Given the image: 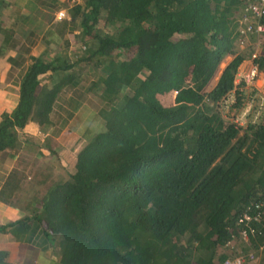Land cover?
Listing matches in <instances>:
<instances>
[{
	"label": "trees",
	"instance_id": "1",
	"mask_svg": "<svg viewBox=\"0 0 264 264\" xmlns=\"http://www.w3.org/2000/svg\"><path fill=\"white\" fill-rule=\"evenodd\" d=\"M249 1L85 0L71 9L84 47L71 60L35 58L18 105L0 120L5 160L30 146L29 122L57 133L76 117L64 176L35 173L22 155L17 171L33 173L38 189L15 202L25 213L13 226L23 240L43 237L45 264H221L241 250L256 254L246 264H264V95L260 118L246 127L219 110L233 94V107L246 102V84L236 79L254 50L235 43ZM251 39L262 42L254 63L264 73V34ZM82 62L90 65L88 90L71 112L53 116L57 94L83 79ZM26 183L10 174L6 200ZM245 211L250 243L224 247L244 227ZM7 257L0 250V264Z\"/></svg>",
	"mask_w": 264,
	"mask_h": 264
},
{
	"label": "crops",
	"instance_id": "2",
	"mask_svg": "<svg viewBox=\"0 0 264 264\" xmlns=\"http://www.w3.org/2000/svg\"><path fill=\"white\" fill-rule=\"evenodd\" d=\"M84 1L0 0V120L3 113L12 112L18 105L21 83L35 58H41L44 62L57 58L71 60L84 47L85 39L82 36L81 25L72 23L70 15L71 9L77 4H83ZM59 11H65L66 17L59 18L57 15ZM89 67L86 62L77 66L78 70L84 72L83 79L77 87L67 84L57 94L53 116L58 117L71 112L73 102L79 100L82 91L88 90L92 82V77L86 75ZM50 72L44 75L46 84L51 82L48 78ZM83 97L89 100L91 96L87 93L83 94ZM75 118L57 133L45 131L35 121L29 122L23 133L29 138L30 146H24L23 149L21 147L15 157L0 159V225L9 226L0 232V250L8 252L5 264L46 263L49 249H45L40 243L43 237L37 234L30 241L23 240L21 230L13 226L25 213L21 206L24 204L22 202H28L30 199L28 188L38 189L32 181L33 173H24L25 175L19 173L22 168L19 162L21 155L25 156L29 168L36 164L35 173L45 171L53 175L72 166L76 150L74 147L78 142L77 133L72 129ZM48 139L53 140V144L48 143ZM45 144H50L51 149ZM12 173L17 174L19 178L27 179L30 183H26L27 187L24 186L25 191H21L20 188L14 189L13 194L9 195V200H6L3 185ZM18 201L22 205L15 203Z\"/></svg>",
	"mask_w": 264,
	"mask_h": 264
},
{
	"label": "built area",
	"instance_id": "3",
	"mask_svg": "<svg viewBox=\"0 0 264 264\" xmlns=\"http://www.w3.org/2000/svg\"><path fill=\"white\" fill-rule=\"evenodd\" d=\"M242 13L239 17L238 25V44L243 47L247 44L251 38V34L260 37L264 34V0H254L249 1L245 4L242 9ZM59 18L66 17L65 11H59L57 13ZM259 41V40H258ZM261 41H259L260 44ZM258 44V45H259ZM259 49L254 50V54L251 57V64L247 70L240 69L238 71V78L245 83L247 86L257 87V83L264 77V73H261L258 66L254 63V58L256 57ZM261 94L264 95V88H261ZM252 220V216L248 211L241 214L238 219V224L244 227L240 229L238 235H233V238L224 247H230L233 249L234 244L237 242L249 244L251 240L252 232L246 227L249 221ZM256 259V254L254 251L244 252L239 251L235 253L232 257H227L221 264H246L247 262H252Z\"/></svg>",
	"mask_w": 264,
	"mask_h": 264
},
{
	"label": "rangeland",
	"instance_id": "4",
	"mask_svg": "<svg viewBox=\"0 0 264 264\" xmlns=\"http://www.w3.org/2000/svg\"><path fill=\"white\" fill-rule=\"evenodd\" d=\"M180 36H175V39H178ZM238 40H236L235 43V49L238 51H247L250 48H253V50L255 49H260L262 42L253 40V39H249V41L247 42V44L243 47H241L238 44ZM259 44V45H258ZM231 60V57H229L227 59V62ZM252 60L251 58L245 60L243 62V64L240 66V69H244L247 70L250 67ZM227 63H223L221 65V71L222 69L226 66ZM221 72H219L218 75H216L214 77V79L211 82H215L220 75ZM241 80L238 78V74H237V79H236V84H241ZM207 86V88H210V84L209 85H205L204 88ZM247 93H246V102L245 105L243 104V106H241V108H236L233 107V104L236 102L235 97L236 94H233V96H229L231 98H226L224 101L221 102L220 106H219V110L221 112V114L230 119L235 121L236 123H238L240 126L242 127H246L247 124L249 123L250 120H258L260 118V115L262 114V111L259 109V107L257 106L258 102V98L262 95L260 92V90H262L261 88H264V77L257 83V87L254 86H245ZM251 88H254L257 90V92H253V90ZM255 93V94H254ZM169 94H173L175 95V91L169 93ZM252 96V98H250ZM67 169L65 168L63 170H60L59 174H62L63 176L67 173ZM69 170V169H68ZM29 193L33 194L34 192V188H28ZM50 253V250H48Z\"/></svg>",
	"mask_w": 264,
	"mask_h": 264
}]
</instances>
